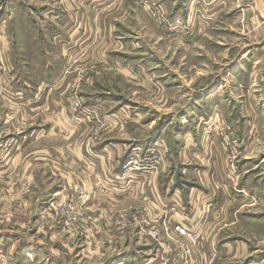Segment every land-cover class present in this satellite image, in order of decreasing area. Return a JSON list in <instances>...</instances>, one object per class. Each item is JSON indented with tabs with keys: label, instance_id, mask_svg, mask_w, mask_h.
Listing matches in <instances>:
<instances>
[{
	"label": "rangeland",
	"instance_id": "obj_1",
	"mask_svg": "<svg viewBox=\"0 0 264 264\" xmlns=\"http://www.w3.org/2000/svg\"><path fill=\"white\" fill-rule=\"evenodd\" d=\"M39 1L50 3L54 15L65 13V0ZM211 1L182 0L190 9L180 11L184 6L176 5L173 14L153 0L146 12L122 10L121 18L117 15L122 23L102 27L106 46L101 45V52L107 57L93 49L72 67L59 64L61 74L45 72L40 77L34 66L45 68L54 61L49 42L38 61L34 58L41 45L34 30L35 0H0V24L5 20L8 41L6 56L0 58V264H118L124 255L133 254V264H264V52L248 38L253 28L243 26L246 18H255L253 12H243L241 6L212 11ZM123 40L132 43L126 46L119 42ZM232 66L244 72L232 75ZM39 82L53 85L46 94L48 104H55L33 108L32 99L27 101L33 91L23 89ZM216 85L221 88L212 91L216 95L211 98ZM97 95L114 100L111 106L125 105L133 111L137 107L149 118L114 131L115 125L104 123L88 127L97 117L95 106L85 102ZM59 126L74 128V133H60ZM51 127L54 131L48 134ZM35 129L42 134H34ZM159 131L169 155L185 154L177 162L186 166L174 175L201 186L202 200L191 206L190 214L208 216L198 224L188 219L190 227L176 223L174 233L168 218L153 217L141 205L129 206L135 202L129 197L105 199V213L116 227H154L148 233L151 237L156 232L151 237L155 261L145 251L124 249L129 241H138L134 234L104 233L99 247L85 242L89 215L80 205L85 186L67 188L62 200L46 210L52 191L65 187L66 169L83 174L81 148L126 140L131 144L123 160L131 151L144 153L148 144L136 141ZM184 134L191 137L185 149ZM35 135L39 140L30 137ZM153 144L155 150L146 151L143 161L148 170L121 178L119 167L117 180L130 184L143 174H155L167 153L164 156ZM194 224L210 228L201 236ZM209 240L211 252H202ZM124 262L129 264L128 259Z\"/></svg>",
	"mask_w": 264,
	"mask_h": 264
},
{
	"label": "crops",
	"instance_id": "obj_2",
	"mask_svg": "<svg viewBox=\"0 0 264 264\" xmlns=\"http://www.w3.org/2000/svg\"><path fill=\"white\" fill-rule=\"evenodd\" d=\"M149 1L151 0H65V6L63 7L65 13L62 15H54L52 11L53 8L51 7L50 3L46 4L42 1L35 0L33 9L34 30L38 38L36 42L37 44L41 45L38 46L39 51L35 50L36 47H33L35 50L34 58L38 61V56H40L41 53L43 54V46L49 42L51 46L49 47L48 52L51 53L50 58L54 61L53 66L47 65L45 68H42V66H34L36 68V72L40 77H42L45 72L50 74L55 73L57 76L58 73L61 74V67L58 66L59 64L65 63V68L70 67L71 65L73 66L74 61H79L83 57L87 58L88 56H91V51L93 49V51H96L99 56L104 58L106 51L101 52L105 49L101 45L106 46V37L102 34V27L107 25L115 26V22L122 23L120 20L121 16L119 14L122 10L128 9L129 12L135 13L138 9H140L142 12H146L145 8ZM153 1L161 3L163 8L167 11L170 10L172 14L176 13V5L179 7L184 6V8L180 9V11L190 9L188 8L189 2H182V0L181 2H179V0ZM209 4L212 11L218 9L222 10L223 8L226 10H232L235 7L237 8L241 6L243 7V9L240 7L243 12L246 11L248 14L253 12L255 18L253 16L246 18V23H244L243 26H249V28H253L254 33L249 34L248 38L252 39L251 43L257 46V50L259 52H264V0H236V3L235 0H214ZM46 11H50L51 13L47 15ZM109 12H113V14H110ZM117 15H119L120 18H117ZM198 20H200L201 24V18ZM4 21L5 20L1 21L0 24V58H4L6 56V49L8 47L6 46L8 41L4 35L5 30H3ZM206 21L208 20L206 19ZM45 31L46 33H49V35H45ZM46 36L48 37L46 38ZM119 42H124L126 46L129 44L131 45L132 43L129 42V40H123ZM76 43L78 44L77 49L75 46ZM79 46H81V50H79ZM63 52L64 56H62ZM105 57H107V55ZM116 61L117 60H109L111 63H115ZM118 66L123 69L121 64ZM240 69H243L242 72H244V68L232 66L230 72L232 75H236L237 71ZM49 84L50 83H45L42 85V83L39 82L37 84L34 83L33 88L27 90L25 88L23 89V91H33V94L29 93L26 95L27 101L32 99L30 104L33 105V108H37L45 104H55V100L50 101L49 104L47 101L46 91H50L53 88V85L50 86ZM219 86L221 85H216L210 90L211 93L209 94V97L213 98L216 95L215 94L213 96L212 91H218L219 88H221ZM113 101L114 100H110L107 96L97 95L85 102L87 105L95 106L92 108V110L97 117L92 119L88 127L97 126L104 123L115 125V128L113 129L114 131L118 128L123 129L124 126L126 127V124L129 125L130 122L138 124L140 121L144 122L149 118L148 116L139 114V112L136 111L137 107H134L135 111H133L129 108H126L125 105L116 104L111 106L109 102L111 103ZM108 107L112 109H110L108 113L102 114V110ZM52 128L53 127H51L47 132L48 134H52L51 132L54 131ZM82 128L85 129L86 127L82 126ZM59 129L60 133L63 134L74 133V128H72V130L61 129V126H59ZM39 130L35 129L34 134H42V130ZM77 130H79L78 127ZM158 133L152 134L146 139H140L139 141H136L140 142L141 145L144 143L152 144L155 142V144L160 146L164 156L167 153L162 167H159L155 174H143L140 178L135 179L130 184L117 180L116 177L120 163L124 153L127 151V147L129 148L131 142H127L126 140L122 139L105 140L100 142L97 146H94L91 150H85L84 148H81L80 156L82 158V164L84 167L82 172L83 174L78 173L76 169L73 171L66 169V182L63 185L65 187H63L61 190L55 189L52 191L51 199L46 210L53 203H58L62 200L64 193L68 192L67 188L85 186L87 196H85L83 202L80 204L85 209V212L89 215L87 232L88 238L85 240V242L95 247H99L101 236H103L104 233L110 234L114 237L134 234L138 237V241L134 243L129 241L124 249L135 252L145 251V256H147L149 260L155 261L156 257L153 251L155 249L153 246L155 240H153L148 233V228L154 229V227H152L151 224L139 225L138 223H136L137 225H135V227H133L131 223H129L127 226L116 227L113 224V221L111 224L110 219L112 217L105 213V206L107 205L105 199L108 198L110 200L120 201V199L129 197V199L135 200V202L131 201L129 206L136 207V205H141L144 207V210L147 213L150 211L153 217L164 215L166 218H168L167 220L170 222V224H172L170 227L171 232L174 233H176L174 231V224L180 223L186 227H190V222H188V219L191 221V223L197 222L198 224V221L201 220L199 218L208 216L202 214L197 217V213L190 214L191 206L197 201L200 203V200H202L200 199L201 191L198 190V187L201 186H196L195 183L188 182L184 179V177L182 178L174 175L176 169L186 166L179 160V162H177V158H183V155L185 154L182 152L181 154L177 155V158L169 155V145L162 137L164 134H162V131L160 132L161 134ZM186 135L187 134L183 135L185 138V143L184 141L182 142L184 149L185 147H188L187 139H191V137H187ZM30 137H32L34 141L39 140L38 135ZM22 141H24V139H21V142ZM44 150L45 148H43L41 151L43 152ZM42 152L41 154L39 153V156L41 155L40 157L45 154V152ZM45 159L46 158L43 160L45 161ZM123 183H127L128 185ZM64 189L67 190L65 191ZM202 204L204 206L203 202ZM114 210L116 211V209ZM113 218H115V216ZM197 224H194L197 226L195 229L197 235L202 236L206 233L205 231H207V228H210H200V226ZM51 232H56L55 228H53ZM201 249L202 252H211L210 240L209 244L202 245ZM134 255L135 254H133L131 257L124 255V259H120L117 263L126 264L124 261H127L128 259V263L133 264L136 262ZM207 256L208 255H206V257Z\"/></svg>",
	"mask_w": 264,
	"mask_h": 264
},
{
	"label": "built area",
	"instance_id": "obj_3",
	"mask_svg": "<svg viewBox=\"0 0 264 264\" xmlns=\"http://www.w3.org/2000/svg\"><path fill=\"white\" fill-rule=\"evenodd\" d=\"M146 147H144L145 152L141 153L142 151H139L138 153H133L132 151L128 153V155L122 160V164L120 165V170L121 172L118 174V177L121 178H131L134 174H139L140 172L144 173L146 170H148V168L144 167V160H145V155H146V151L149 152L150 150H152L151 152H153V150H155V146L153 145H145ZM143 150V148H142ZM131 175V176H129ZM87 192L83 193V198H85ZM84 200V199H83ZM156 232H151V237L152 235L155 236Z\"/></svg>",
	"mask_w": 264,
	"mask_h": 264
}]
</instances>
